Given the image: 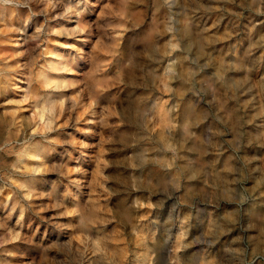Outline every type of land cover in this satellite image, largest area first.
<instances>
[{"label": "clouds", "instance_id": "obj_1", "mask_svg": "<svg viewBox=\"0 0 264 264\" xmlns=\"http://www.w3.org/2000/svg\"><path fill=\"white\" fill-rule=\"evenodd\" d=\"M0 264H264V0H0Z\"/></svg>", "mask_w": 264, "mask_h": 264}, {"label": "rangeland", "instance_id": "obj_2", "mask_svg": "<svg viewBox=\"0 0 264 264\" xmlns=\"http://www.w3.org/2000/svg\"><path fill=\"white\" fill-rule=\"evenodd\" d=\"M61 51H67V50H61Z\"/></svg>", "mask_w": 264, "mask_h": 264}]
</instances>
